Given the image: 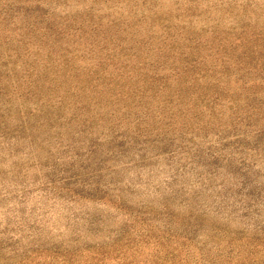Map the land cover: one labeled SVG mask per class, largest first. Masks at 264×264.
Masks as SVG:
<instances>
[{"label":"rangeland","instance_id":"374dc122","mask_svg":"<svg viewBox=\"0 0 264 264\" xmlns=\"http://www.w3.org/2000/svg\"><path fill=\"white\" fill-rule=\"evenodd\" d=\"M0 264H264V0H0Z\"/></svg>","mask_w":264,"mask_h":264}]
</instances>
